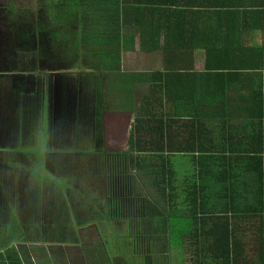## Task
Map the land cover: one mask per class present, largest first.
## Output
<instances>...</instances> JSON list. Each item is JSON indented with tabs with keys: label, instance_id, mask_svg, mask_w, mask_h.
I'll return each mask as SVG.
<instances>
[{
	"label": "trees",
	"instance_id": "16d2710c",
	"mask_svg": "<svg viewBox=\"0 0 264 264\" xmlns=\"http://www.w3.org/2000/svg\"><path fill=\"white\" fill-rule=\"evenodd\" d=\"M94 3L97 7L89 9L90 14L92 10L99 16L94 32L78 38L71 28L79 39L76 38L77 43L84 41L94 48L92 60L97 62L85 65L83 52L76 53L75 67L84 64L86 69L96 71L80 72L81 80L96 82L97 91L93 143L96 149L86 150L82 155H89L95 161L106 155V150L128 148V151L109 155L105 160L111 165L101 170L79 162L73 150L65 149V154H58L49 166L50 173L64 181L59 188L51 185L57 192L46 188L44 194L37 195L43 189L41 182L48 180L31 174L38 181L44 180L35 187L31 185L32 192L26 202L32 210L43 199L54 201L48 203L52 204L49 211L61 207V214L52 213L48 223H22L46 228L33 235L16 232L9 225L20 223L10 221L15 195L7 194L10 189L2 184L13 177L11 172L17 166L0 156V187L3 188L0 190V264H28L31 256L27 246L21 243L15 246V241L18 243L23 237L37 247L56 245L51 247L57 249V264H75L77 260L87 264L89 253L100 260L90 263L104 264V258L110 257L106 247L104 253L97 252L90 241L93 233H77L70 227L83 223L114 224V220L130 213L134 219L127 225L136 227L137 233L119 234L118 250L125 254L122 257L127 258L125 249L130 250L129 246L137 244L140 236L149 244L144 264H159V254L167 255L165 264L166 261L264 264V80L259 73L250 74V71H259L258 55L262 52L264 57V46H248L244 38L246 34H264V0H91L90 5ZM136 46L143 68L137 63L139 71L121 73L123 49L135 51ZM196 52L205 53V71L182 74L184 70H193ZM32 53L37 60L40 53ZM234 69L240 70L235 76ZM103 80L116 81L115 93L120 97L121 109L106 111L102 107ZM181 80H190L193 85L201 82L204 87L176 88ZM233 80L243 85L238 90L240 105L235 108L246 126L251 122V129H238L227 121L219 124V121L207 120L203 116L208 114L199 112L198 107L190 114L197 118L202 115L203 120L181 122L172 117L176 106L174 110L164 107L171 96L179 100L189 92L197 99L203 97L206 107L214 108L218 105L217 97L232 93L230 89L218 88L219 85L225 82L227 86ZM133 83L150 86L151 94H143L139 107L131 88ZM155 85L159 87V94L152 97ZM233 93L235 96L236 90ZM34 100L32 103L36 106ZM112 113L129 115L126 119L129 131L127 135H119L124 143L114 142L108 147L104 139L105 116ZM180 131L188 134L185 143ZM207 143L212 147H206ZM96 145L104 147L97 150ZM200 145L204 150L199 151ZM126 155L133 161L130 166L124 165ZM177 156L189 158L187 171L181 174L175 170ZM118 163L124 166H112ZM129 168L150 179L152 188L148 197H142L137 191ZM16 176L22 185L24 178ZM89 178H97V183ZM26 186L29 187L28 182ZM77 210L81 211V217ZM31 215L35 213L29 212L26 216ZM129 218L122 217L120 221L127 223ZM153 243H159L161 248L151 250ZM70 245H77L76 251ZM173 251H179L178 256H172ZM131 260L133 264H141L138 258ZM125 262L121 264H131V261Z\"/></svg>",
	"mask_w": 264,
	"mask_h": 264
},
{
	"label": "crops",
	"instance_id": "0c3cea01",
	"mask_svg": "<svg viewBox=\"0 0 264 264\" xmlns=\"http://www.w3.org/2000/svg\"><path fill=\"white\" fill-rule=\"evenodd\" d=\"M90 2L91 0H85L81 2L79 0H48V3H46V1L44 0H0V52H51V49L53 52H56L57 49H59V51L60 49H62L63 44H65L69 49L68 45L63 39V35L65 32L63 25L65 23H68H61V21H59L64 17V15L62 14V10H67L66 7L69 6L74 9L75 12L73 14L74 16L71 23V28L76 34H78V38H80L81 36H89L94 32V26L92 24H95L97 22V18H99V16L96 15L92 10L90 14V7L91 9L97 7L96 3L90 5ZM88 13L90 16H93L92 20L90 19V16L87 15ZM66 14H68V12H66ZM244 38L246 39L248 46H264V34L255 36L252 34H246L244 35ZM22 40H30L29 43H25L28 46H24L22 44ZM78 44L79 45L75 48L76 52H87V49H90L89 45H85L84 41H81ZM203 52H196L197 58L193 70H184L182 74L205 71V53ZM258 56V59L261 62L258 67L259 71H250V74L259 73L263 76L264 80V57L262 56V52H260ZM73 66L74 65H72L71 70L64 67H54L53 69L41 70L40 67L36 68L37 65H34V67H32L33 71H26L25 67H21L18 70L21 74L19 72H14L15 75H10L8 69H0V77L2 78L1 82L6 81L8 87L10 88L9 81H11V85L15 89L14 94L10 93L3 98L0 94V143L3 142L4 139H10L11 135H15L14 138L18 137L17 141H14L12 145L16 144L22 146V144L24 143L31 142V139L36 134V131L33 130L37 125L38 126L36 128L39 127L41 120L47 118V128L51 129V143L47 148L45 166L47 167L46 172L49 173V166L52 164L53 159H55V154L56 156H58V154H65V149L62 148L65 145H73L69 146V148L75 152V157L79 161L84 159V161H82L83 163L92 166V168H101V170H105V168H108L106 167L107 162L105 159L109 155L128 151V148L111 149L109 151L106 150V155L101 156L100 160L93 161L91 159V156L82 155V153L86 151V149L75 148L84 147L85 144L90 143L92 149L89 151L92 152L96 149L95 145H93L94 138H91V135L94 133L95 126L94 119L97 91L94 87V84L96 85V82L83 81L81 80L80 76V72L90 74L96 71H92L91 69L87 68L81 70L80 72H76L75 70H73ZM135 67H138V65L136 63H131L129 60L127 68H124L123 65L120 67L121 73L125 72V70L127 72L139 71V67L137 70L134 69ZM239 71V69H234V76ZM65 74L66 76H64ZM31 75L34 76V84L31 90L26 91V86L24 85V83H28V81H26L25 78H28ZM47 78L51 79V84H49V82L47 81H41L46 80ZM103 83L104 90L102 93V107L104 108L105 106L106 111H108L110 104L113 107L117 106V108L121 109L122 103L119 101L118 94L115 93L116 81L112 82L110 80L109 82L103 80ZM0 86L4 88L5 85L0 84ZM155 87L156 91L152 95V97L159 94V87H157V85H155ZM175 87L181 89H194L204 87V85H202L201 82L193 85L190 80H181L178 86ZM220 87L224 89H230L232 93L228 97H217L216 99L218 105H216V107L214 108H212V106L206 107V100L203 97L200 96L201 100L197 99L193 97L189 92L187 94L184 93L183 95H181L179 100H176L174 96H171L168 99L167 103H164V107L167 106V108L174 110V106H176L172 117L175 120L181 122L196 119L203 120V117H206L207 120L212 119L215 122L219 121V124L221 121H227L231 122L230 126H236L238 129H251V122H249V125L246 126L247 123H245L244 119L239 117V112L235 108L236 105H240L238 90L243 87V85L233 80L230 84H227V86L225 85V82L223 84H220L218 88ZM131 88H133V92L136 97V106L139 107V104L141 102L140 99L143 94L150 93V86L142 83H133L131 84ZM235 90L236 95L234 96L233 92ZM35 97L39 99V101L34 100L36 102V106L32 103L33 98ZM194 102H202L203 104L197 105L194 104ZM177 107H179V113H177ZM197 107L199 112L207 113L208 116L202 117V115H200L197 118V115L190 114L192 112H196ZM62 117H66V119L69 121L66 122L70 123L71 127L63 125L61 121ZM227 126H229V124H227ZM74 131H77V133H74ZM179 133L181 134L180 136L182 138V141H184L185 143V138L188 135L187 132L180 131ZM67 134L75 136V138L73 139L74 142H69V137L67 136ZM27 136H32V138L27 139ZM179 141H181V139H179ZM51 145H54V151H50ZM205 146L209 147L211 145L210 143H207V145ZM103 147H101L100 145V147H97V150H102ZM201 147L202 146L200 145L199 151L204 150ZM40 151L44 152L43 149H41ZM0 152L28 153V150L1 149ZM49 158H51L50 161ZM14 164H16L17 166L15 167V171H17L16 169L23 166L20 161L14 162ZM21 174L22 177L28 181L26 174ZM28 174L36 182L35 185L32 179L30 180V184L34 187L37 186L39 182L44 181H38L29 172ZM41 178H45L46 180L53 178L52 180H57V182L55 183L51 180L49 182H41L40 187H43V189H41L40 193H37V195L44 194L46 188H54L55 192H57L56 187H51L52 184H55L58 187L62 186L63 180L57 177V175H53L52 177L44 176ZM89 179L94 182L93 179ZM16 205L17 203L14 201L15 208ZM77 211L81 214V211ZM82 212L84 214L86 213L84 211ZM105 224L106 223H83V225H73V227L70 228L72 231H75L77 233L85 232L94 234L95 232H101L99 225L105 226ZM13 228L14 231L20 233H27L31 231V226L29 225L19 224L16 227H12V230ZM25 240H27V238L23 237L19 240L18 243L15 241V246L19 245L20 243L27 246L28 253L31 256L28 264H30V262L32 264H44L45 262H47V264H57L55 261V259L57 258V254L55 251L57 249L51 247L56 245L40 244L37 247L36 244L26 242ZM60 247L66 249L68 248V246L65 245H62ZM81 247L82 245H80L78 249H81ZM69 248L71 250H75L77 248V245H70ZM69 252V250H66V253ZM61 258H58L59 261L62 260ZM114 258V255H110L109 258H104V264H121L123 263V261L125 262L123 258L116 260ZM66 259L68 262L70 261L69 258ZM88 261L98 262L100 260L96 258Z\"/></svg>",
	"mask_w": 264,
	"mask_h": 264
},
{
	"label": "rangeland",
	"instance_id": "374dc122",
	"mask_svg": "<svg viewBox=\"0 0 264 264\" xmlns=\"http://www.w3.org/2000/svg\"><path fill=\"white\" fill-rule=\"evenodd\" d=\"M46 1V3H48V0H44ZM50 1V0H49ZM54 1V0H51ZM67 10L63 9L62 10V14L64 15L61 23L67 22L69 27L67 28L66 25H63V28L65 30L64 35H63V39L65 40V43L68 45L69 49L66 47L65 44H63L62 49H57L56 52H53L51 49V52H47V53H40V56L38 55V63L43 62V64H47V65H52L53 67L56 66V68H60V67H64V68H68L69 70L72 69V65L73 66V70H75L76 72H80L83 69H86L85 65L86 64H97V62L95 60H92V58L95 56L94 52V48L90 47V51L89 49H87V52H83L84 54V59H83V64L81 67H75V57H77L76 55V51L75 48L79 45L76 41L77 35L71 30V23L73 20V14H74V9H72L70 6L66 7ZM66 12H68V14H66ZM90 19H93V16H90ZM59 23V24H61ZM94 27L97 25V22L95 24H92ZM103 25V24H102ZM38 26V25H36ZM71 26V27H70ZM57 27V26H56ZM68 31V32H67ZM125 32L127 30H124ZM57 36V35H56ZM30 40H22V44L24 46H28L25 43H29ZM135 51H126V49H123L122 53H121V66L123 65L124 68H127L128 66V61L130 60L131 63L133 64H137L139 63L140 65V54H138L139 51V47L136 46V48H134ZM127 52V53H126ZM32 52H19L18 54L16 53L15 55V65L11 66L8 68V71L10 73V75H15V73L19 72V68H21V66L25 67L26 71H33L32 67V60L34 59L35 61H37L35 59V57L33 56ZM93 56V57H92ZM202 56V55H200ZM80 58V57H79ZM12 59V57H11ZM81 59V58H80ZM13 60V59H12ZM143 60V58H142ZM82 61V59H81ZM78 59L76 60V64H78ZM19 64L21 66H19ZM141 66V65H140ZM143 68V66H141ZM36 68H39V65H37ZM46 69V68H44ZM135 70L138 69V67L134 68ZM43 70V69H41ZM48 70V69H47ZM74 71V72H75ZM126 71V70H125ZM20 73V72H19ZM21 74V73H20ZM75 74V73H73ZM66 76V74L64 75ZM11 78V77H10ZM2 78L0 77V84L8 86L7 82H1ZM10 83V88L12 87L11 85V81H9ZM119 101H120V97H119ZM115 108H117V106H111L109 104V109L108 111H112ZM118 113L115 111V114ZM122 113V112H121ZM108 114V113H107ZM105 116L106 122H105V134H104V139H105V143L108 147H112L111 145L115 142L116 145L124 143V139L123 138H119V135L121 133H123L124 135H127L128 133V123H127V118L129 117L128 114H120V115H113L109 114ZM112 122V123H111ZM47 118H44L43 120H41L40 125L38 127V129L36 130V134L33 136V138L31 139V142L28 143H24L22 144V146L19 145H12L14 141H17V138H8V139H4L3 142L0 143V150L1 149H11V150H19V149H26L28 150V153H13V152H0V156L2 158H6V160L10 161V162H19L23 165L21 168L16 169L17 171H15V169H13V171L11 172V169H9V171L11 172V175H13L12 178H10V180H5L3 182L2 185L6 186L7 188L10 189V191H7V194H11V195H15V202L17 203L16 208H12V212H11V216H10V221L12 220H16L18 222L22 223H26L28 224L29 222H31V224H34L35 222L37 223H48L50 220V216L51 214H61V207H56V209L54 208L52 211H49V207L52 204H48V203H53V200L51 199H43L40 200L39 205L36 207L37 209L32 210V207H30L26 200L29 199V194L32 192V188H31V184H30V180L32 179V177L28 174V172L30 174H32L35 177H52L54 174H51L49 172H46L47 167L45 166L46 164V152H47V148L49 146V144L51 143V136H50V128H47ZM110 123V124H109ZM108 126L110 128H108ZM114 127V128H111ZM13 136V135H11ZM67 136L69 137V142L72 143L74 142L73 139L75 138L74 135H70L67 134ZM111 144V145H110ZM52 149L50 151H54V145H51ZM69 146H73V145H69ZM68 145L63 146L62 148L64 149H68L69 148ZM76 149H86V150H91V144L87 143L84 145V147H75ZM41 149L44 150L40 151ZM40 151V153H39ZM30 152V153H29ZM135 156V155H134ZM55 158L57 157L56 154L54 156ZM51 160V158H49V161ZM187 160H189L188 157H184V156H180V157H176L175 158V170L178 173H184L187 171ZM48 161V162H49ZM84 161L80 160L79 162ZM121 163H118L116 165H112L115 168L117 167H123L124 165H119ZM111 164H106V167H108ZM12 167L14 165H11ZM49 166V165H48ZM191 166V164H190ZM189 166V167H190ZM6 167H8V165H6ZM88 169V168H86ZM130 169V168H129ZM134 170V169H133ZM133 170H129L128 173L134 177L135 180V184H136V189L137 191L142 195V197L150 195L149 190L151 187V183H150V179L144 176H141L139 171L134 172ZM136 171V170H135ZM26 174L28 181L26 179H24L22 185L19 182V179L16 175H21V173ZM10 175V176H11ZM56 176V175H55ZM48 179V182L51 180L52 182H57V180H52ZM98 180L97 178L95 180H93L94 182ZM21 181V180H20ZM32 181L35 183L36 182L34 179H32ZM26 182H28L29 187L26 186ZM97 183V182H95ZM59 188V187H57ZM30 189V190H29ZM0 190L2 192L3 188L0 187ZM9 192V193H8ZM58 195V194H57ZM25 201V203H24ZM24 203V204H23ZM29 212H34L35 215H31V216H26ZM77 214V213H76ZM74 215V214H73ZM82 216V213L80 214L79 217ZM122 217L126 218V217H130L128 222L126 223L125 221H120L122 219ZM120 217L121 219L119 220H114V224L111 223H106L105 226L99 225L100 230H101V237L99 236V232H95L91 238V243L93 245V249L97 250V252H103V248H108L105 251L109 254V255H115V256H124L125 254H123V251L118 250L120 247V242L118 240L119 234H121L120 236H134L136 235L137 231H136V227L134 226H130L127 225L129 224L131 221H133L134 219V215L133 213H130V215L128 216H122ZM34 221V222H32ZM83 221L86 222V217H83ZM136 224V223H134ZM5 225V224H3ZM11 227H16L17 225H19L18 223H10L9 224ZM38 226V227H36ZM41 230H46V228L41 227L40 225H34L31 226V231L30 233L33 235L35 231L40 232ZM105 230V231H104ZM119 232V233H116ZM35 233V235L37 236L39 233ZM115 245V247H114ZM149 244H147L145 241H142V238L139 236V239L137 240V244L134 243L133 247H130V250L125 249L126 250V257H122L124 260L127 261H131V264H133V260L134 258H138L141 264H144V259L146 258V256L148 255L149 251H147ZM92 247V246H91ZM161 248V245L159 243H153L151 245V250L153 251H158ZM124 250V249H123ZM124 250V251H125ZM73 253V252H72ZM76 253V252H74ZM94 253V252H93ZM179 251L172 252V256L176 255L178 256ZM78 255V254H77ZM91 256H86L87 257V264H94V263H90V261L88 260H93L94 256L93 254H88ZM158 257L159 260V264H165V260L164 257L167 255H161ZM134 257V258H133ZM76 258V256L73 258V260ZM167 264H180L178 261H174V262H168L166 261ZM75 264H81V261L78 262V260L75 262Z\"/></svg>",
	"mask_w": 264,
	"mask_h": 264
},
{
	"label": "flooded vegetation",
	"instance_id": "af4514ba",
	"mask_svg": "<svg viewBox=\"0 0 264 264\" xmlns=\"http://www.w3.org/2000/svg\"><path fill=\"white\" fill-rule=\"evenodd\" d=\"M38 53H47V52H38ZM15 55H16V52H0V69L1 70H3V69L6 70L9 67L14 66L15 65V61H14ZM11 57H12L13 60L11 59ZM32 64H33V67H34V65H39V67L41 69H44V68L53 69L54 68L52 65L43 64V62H40V61L38 63V60L35 61L34 59L32 60ZM25 79H26V81H28V83H24V85L26 86V91H29L33 87L34 76L31 75V76H29L28 78H25ZM41 81H47V82H49V84H51V79L50 78L49 79L47 78L46 80H41ZM14 90H15L14 87L9 88L8 86H4V88H2L0 86V94L2 95V98L7 96L10 93L14 94ZM35 101H39V99L37 97H35ZM61 121H62L63 125H65L67 127H71V124L68 123L69 121L66 119V117L65 118L62 117ZM66 121H68V122H66ZM74 133H77V131H74ZM91 138H94V133L91 135ZM94 143H95V139H94ZM96 147H98V145H96ZM127 159H128V157L124 156V160H125L124 161V165L125 166H129V163L127 162ZM57 169H59V168H57Z\"/></svg>",
	"mask_w": 264,
	"mask_h": 264
},
{
	"label": "clouds",
	"instance_id": "9594fccd",
	"mask_svg": "<svg viewBox=\"0 0 264 264\" xmlns=\"http://www.w3.org/2000/svg\"><path fill=\"white\" fill-rule=\"evenodd\" d=\"M126 156H127V155H126ZM127 157H128L127 162L129 163V166H130L131 164H133V161H131V159H130L129 156H127Z\"/></svg>",
	"mask_w": 264,
	"mask_h": 264
}]
</instances>
